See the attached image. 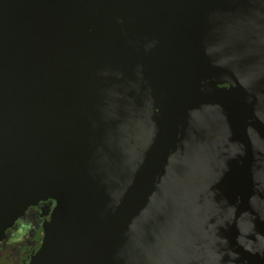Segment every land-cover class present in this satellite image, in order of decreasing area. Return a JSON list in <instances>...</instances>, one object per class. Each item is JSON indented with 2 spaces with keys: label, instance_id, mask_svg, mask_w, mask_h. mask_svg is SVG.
Instances as JSON below:
<instances>
[{
  "label": "water",
  "instance_id": "95a60500",
  "mask_svg": "<svg viewBox=\"0 0 264 264\" xmlns=\"http://www.w3.org/2000/svg\"><path fill=\"white\" fill-rule=\"evenodd\" d=\"M47 201L29 264H264V0H0V239Z\"/></svg>",
  "mask_w": 264,
  "mask_h": 264
},
{
  "label": "flooded vegetation",
  "instance_id": "af4514ba",
  "mask_svg": "<svg viewBox=\"0 0 264 264\" xmlns=\"http://www.w3.org/2000/svg\"><path fill=\"white\" fill-rule=\"evenodd\" d=\"M49 210V201L38 202L30 206L7 230L0 239V264L30 263L43 240L44 222Z\"/></svg>",
  "mask_w": 264,
  "mask_h": 264
}]
</instances>
